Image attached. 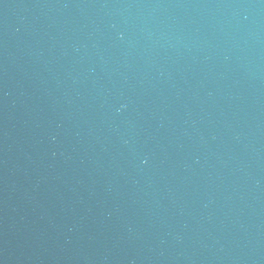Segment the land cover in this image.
Returning <instances> with one entry per match:
<instances>
[{
  "label": "water",
  "instance_id": "95a60500",
  "mask_svg": "<svg viewBox=\"0 0 264 264\" xmlns=\"http://www.w3.org/2000/svg\"><path fill=\"white\" fill-rule=\"evenodd\" d=\"M108 264H264V0H94Z\"/></svg>",
  "mask_w": 264,
  "mask_h": 264
}]
</instances>
